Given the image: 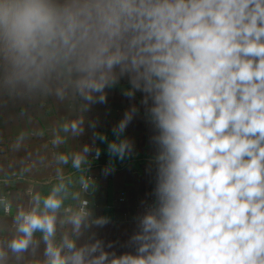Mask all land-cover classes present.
Segmentation results:
<instances>
[{
  "label": "clouds",
  "instance_id": "1",
  "mask_svg": "<svg viewBox=\"0 0 264 264\" xmlns=\"http://www.w3.org/2000/svg\"><path fill=\"white\" fill-rule=\"evenodd\" d=\"M122 79L153 129L154 187L134 251L117 254L90 231L109 218L81 192L96 190L95 140L107 142L106 175L134 154L123 134L137 105L110 141L87 118ZM47 98L76 114L63 132L93 129V144L56 157L82 173L80 191L59 170L46 195L30 190L0 264H264V0H0V103Z\"/></svg>",
  "mask_w": 264,
  "mask_h": 264
},
{
  "label": "crops",
  "instance_id": "2",
  "mask_svg": "<svg viewBox=\"0 0 264 264\" xmlns=\"http://www.w3.org/2000/svg\"><path fill=\"white\" fill-rule=\"evenodd\" d=\"M128 86L127 80L107 90L106 104H97L87 113L89 120L96 121L95 131L104 133L108 140L114 139L112 128L122 118L124 112L133 104L140 108L124 132V136L134 142L135 151L131 157L120 161L112 159L114 170L107 175L104 169L109 164L107 142L95 140L101 154L95 158V152L89 154L92 161L88 175L96 183V190L81 192L82 198L91 203L95 216H106L109 222L103 227L94 226L90 231L106 244L111 242L117 254L134 251L128 241L137 230L136 217L143 213L144 204L151 203L154 187V171L149 173V161L154 154L150 143L153 135L151 125L146 121L144 108L140 105L141 93L129 100L122 95V88ZM67 105L53 98L28 101H9L0 103V198L11 204V213L6 215L0 206V239L11 238L12 217L20 207H27L29 191L47 194L57 183L59 170L65 182L72 181V190L80 191L77 172L67 164L57 162V155L79 151L85 143L93 144V129L85 125V134L73 138L63 132V125L75 117ZM60 139V143L55 141ZM84 175H87L84 173ZM75 206V201H66ZM42 251V246H41ZM24 264H40L39 257H27Z\"/></svg>",
  "mask_w": 264,
  "mask_h": 264
},
{
  "label": "built area",
  "instance_id": "3",
  "mask_svg": "<svg viewBox=\"0 0 264 264\" xmlns=\"http://www.w3.org/2000/svg\"><path fill=\"white\" fill-rule=\"evenodd\" d=\"M3 211H4V209H3ZM11 211H12V209L10 210V212H7V213H6V212L4 211V213H5L6 215H9V214L11 213ZM0 220H1V217H0Z\"/></svg>",
  "mask_w": 264,
  "mask_h": 264
}]
</instances>
